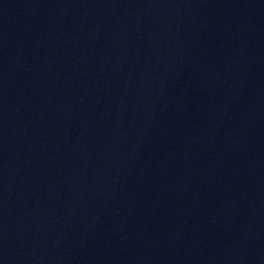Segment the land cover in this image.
Returning <instances> with one entry per match:
<instances>
[{
    "label": "water",
    "instance_id": "95a60500",
    "mask_svg": "<svg viewBox=\"0 0 264 264\" xmlns=\"http://www.w3.org/2000/svg\"><path fill=\"white\" fill-rule=\"evenodd\" d=\"M0 264H264V0H0Z\"/></svg>",
    "mask_w": 264,
    "mask_h": 264
}]
</instances>
